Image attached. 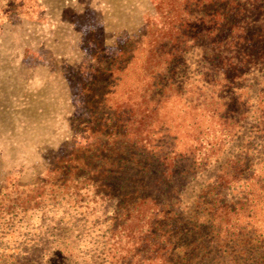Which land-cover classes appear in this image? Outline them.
I'll use <instances>...</instances> for the list:
<instances>
[{
  "label": "trees",
  "instance_id": "1",
  "mask_svg": "<svg viewBox=\"0 0 264 264\" xmlns=\"http://www.w3.org/2000/svg\"><path fill=\"white\" fill-rule=\"evenodd\" d=\"M153 2L149 47H121L109 65L88 67L76 83L88 110L85 143L69 149L53 172L86 169L108 191L105 179L113 176L118 196L137 211L127 220L161 216L151 241L168 249L160 264H264V0ZM100 53L96 47L92 58ZM246 122L252 130H243ZM237 137L231 161L219 164L199 193L185 187L172 204L177 190L161 200L145 192V180L183 184L191 170L212 169ZM234 187L239 191L229 195Z\"/></svg>",
  "mask_w": 264,
  "mask_h": 264
},
{
  "label": "rangeland",
  "instance_id": "2",
  "mask_svg": "<svg viewBox=\"0 0 264 264\" xmlns=\"http://www.w3.org/2000/svg\"><path fill=\"white\" fill-rule=\"evenodd\" d=\"M155 15L153 0H0V264H160L167 254L165 242L151 246L152 225H160L161 216L150 223L127 220L137 211L118 196L113 176L105 179L108 191L86 169L75 176L65 167L53 172L69 149L85 143L88 110L74 90L86 79L84 70L109 65L121 47H149L145 33ZM96 47L101 53L92 58ZM103 78L100 73L98 84ZM247 129L252 124L246 122ZM240 142H230L212 169L191 170L183 184L175 178L157 187L156 178L145 180V192L161 200L177 190L172 204L185 187L199 193ZM187 166L196 167L193 161ZM131 186L125 184L128 191ZM138 241L143 246L133 249Z\"/></svg>",
  "mask_w": 264,
  "mask_h": 264
}]
</instances>
